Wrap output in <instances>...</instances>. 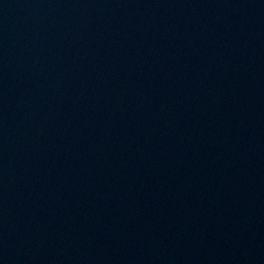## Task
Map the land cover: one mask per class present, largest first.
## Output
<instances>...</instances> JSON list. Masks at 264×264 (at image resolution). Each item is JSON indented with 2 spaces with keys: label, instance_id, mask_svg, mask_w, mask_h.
I'll return each instance as SVG.
<instances>
[{
  "label": "water",
  "instance_id": "95a60500",
  "mask_svg": "<svg viewBox=\"0 0 264 264\" xmlns=\"http://www.w3.org/2000/svg\"><path fill=\"white\" fill-rule=\"evenodd\" d=\"M0 264H264V0H0Z\"/></svg>",
  "mask_w": 264,
  "mask_h": 264
}]
</instances>
